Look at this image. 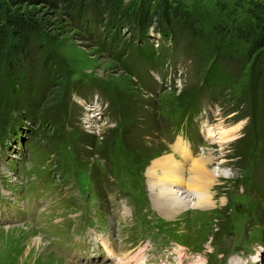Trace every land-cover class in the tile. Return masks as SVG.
I'll return each mask as SVG.
<instances>
[{
  "label": "rangeland",
  "instance_id": "1",
  "mask_svg": "<svg viewBox=\"0 0 264 264\" xmlns=\"http://www.w3.org/2000/svg\"><path fill=\"white\" fill-rule=\"evenodd\" d=\"M160 1L123 0L124 16ZM167 2L196 34L78 0L0 60V264H264V49L235 35L249 0ZM170 153L186 174L213 158L211 207L154 206L148 170Z\"/></svg>",
  "mask_w": 264,
  "mask_h": 264
},
{
  "label": "trees",
  "instance_id": "2",
  "mask_svg": "<svg viewBox=\"0 0 264 264\" xmlns=\"http://www.w3.org/2000/svg\"><path fill=\"white\" fill-rule=\"evenodd\" d=\"M78 0H0V60L8 59L7 52H13L14 55L21 57L25 53L31 38L34 34L40 33L44 28L51 25V19L57 15L59 9L67 12L75 9ZM81 5L92 4L94 13L93 19L99 20L103 14H109V19L117 15L125 17L123 0H79ZM155 12L151 15L145 13L130 15L127 18L137 19L142 17V22L138 23L137 29L145 33L146 21L154 18H164L169 24L176 18L182 23L183 29L196 34L197 24L191 17V13L181 6H172L167 0H161L157 4ZM36 6H40L36 10ZM32 7V8H31ZM45 8V9H44ZM83 9V7H82ZM45 10V11H43ZM124 11V12H123ZM247 16L242 26H237L235 35L238 39L248 44V56H253L258 50L264 49V1L249 0L246 8ZM120 16V17H121ZM138 18V19H139ZM137 19V20H138ZM112 24V23H111ZM159 29V27H158ZM162 35L166 34L165 29L159 30ZM172 36H177L178 32L172 30ZM9 61V60H7ZM214 63V67L217 65ZM215 70V69H214ZM226 69L215 75H225ZM254 77V76H253Z\"/></svg>",
  "mask_w": 264,
  "mask_h": 264
},
{
  "label": "bare ground",
  "instance_id": "3",
  "mask_svg": "<svg viewBox=\"0 0 264 264\" xmlns=\"http://www.w3.org/2000/svg\"><path fill=\"white\" fill-rule=\"evenodd\" d=\"M174 150L180 153L184 159L191 158L189 153L191 150L183 139H180L176 143ZM212 160L213 158L211 156L197 158L187 174V169H185L182 163L176 160L173 153L167 154V156L152 163L148 170L151 193L155 204L154 206L160 209L164 217H173L177 213L190 208L206 209L214 204L213 195L209 190H212V184L218 182L219 177H222L223 174H220L218 177L209 169L207 163ZM188 174H190V177L187 176ZM189 199H192V202ZM41 243L42 240L37 238L35 245L41 248ZM112 252V249L107 252L108 255H112H109V258L115 257ZM236 255L243 261L246 258L243 255ZM56 257L51 258L55 260ZM58 257L62 258L60 256ZM235 261L239 263V261L232 257L227 264H234Z\"/></svg>",
  "mask_w": 264,
  "mask_h": 264
}]
</instances>
